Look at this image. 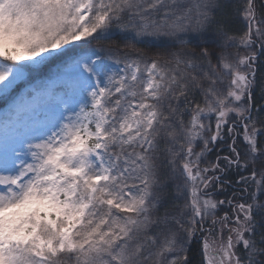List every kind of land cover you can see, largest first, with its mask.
<instances>
[{"label": "snow or ice", "instance_id": "6c2138e0", "mask_svg": "<svg viewBox=\"0 0 264 264\" xmlns=\"http://www.w3.org/2000/svg\"><path fill=\"white\" fill-rule=\"evenodd\" d=\"M0 264H264V0H0Z\"/></svg>", "mask_w": 264, "mask_h": 264}]
</instances>
